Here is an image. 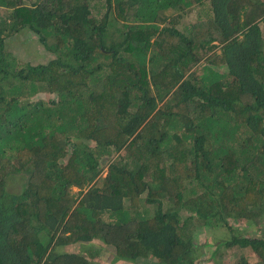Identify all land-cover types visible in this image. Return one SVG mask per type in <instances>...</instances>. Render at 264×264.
<instances>
[{"label":"trees","instance_id":"1","mask_svg":"<svg viewBox=\"0 0 264 264\" xmlns=\"http://www.w3.org/2000/svg\"><path fill=\"white\" fill-rule=\"evenodd\" d=\"M112 4L0 0V264H102L60 249L95 238L107 264H264L230 223L264 213V0ZM23 30L55 58L9 51Z\"/></svg>","mask_w":264,"mask_h":264},{"label":"rangeland","instance_id":"2","mask_svg":"<svg viewBox=\"0 0 264 264\" xmlns=\"http://www.w3.org/2000/svg\"><path fill=\"white\" fill-rule=\"evenodd\" d=\"M104 1L105 0H90V5L92 6V10L93 12H97L99 8H104ZM208 1V0H206ZM110 2H112L113 7L115 6V3L117 2V0H110ZM106 10V9H105ZM172 10H170L171 13ZM197 10L194 11L193 13H190L186 16H184L181 21L182 22H186L191 20L192 18H197ZM171 14H175L177 15L178 12H173ZM102 14H100L101 16ZM261 25L264 26V22H261ZM34 33L30 30H23L17 34H14L12 36L7 37V45H8V50L13 52L15 54V56H17L20 60L25 61V62H31L34 64L37 63H47L48 61L52 60L53 58H55V54L53 53H48L42 46L41 42L39 41L37 35H33ZM226 70V69H223ZM43 96L45 98L47 97H51L53 96V94H43ZM119 155L118 153H112L110 155V159L115 160ZM107 167L108 164H103L102 165V170L101 173L99 175V177H97L95 180H101L105 177V175L107 174ZM15 183H12L11 185H14ZM72 191L74 192H78L79 189L74 187L72 188ZM258 223L256 227H249L247 228V225L245 222H248V220H243L239 222V225L237 224V220L235 219H230V223H232L233 228L235 230L237 229H241V231L245 230L246 235L248 236H252V237H257V238H264V213H262V215L258 218ZM200 236H203V238H205L206 236H210L213 235L215 236L216 239L221 240V239H226L229 236V233L227 232V230L225 228H218L215 229L213 231H207V230H199V232L197 233V235L195 236V238L200 241L202 240V238H199ZM65 248V250L67 251H76L79 252L81 250L80 244L75 243L73 245H69V246H65V247H61L60 249L63 251ZM93 249H90V253L94 254L97 253V255L95 257H92V260H95L97 262H101L102 264H107V261L105 260V255L106 252L111 251L112 248H107L104 247L102 245L101 242H97L94 243L92 245ZM213 251V248H206V254L210 255L211 252ZM87 252V251H85ZM89 253V252H88ZM242 251L240 249V246L235 245L229 248L226 247H219L218 249H216V256L215 259L212 260V262H214V264H240V260H238V258L240 257ZM92 254L88 255V258H90L92 256ZM100 254H102V256H99ZM244 260H247L249 263H252L253 259L251 255H249V257H245ZM140 262L142 264H154L153 262L148 260H140ZM236 262V263H235ZM114 264H134L132 262H124V261H118Z\"/></svg>","mask_w":264,"mask_h":264},{"label":"clouds","instance_id":"3","mask_svg":"<svg viewBox=\"0 0 264 264\" xmlns=\"http://www.w3.org/2000/svg\"><path fill=\"white\" fill-rule=\"evenodd\" d=\"M216 69H218L220 72H222V73H226V72H228V70H227V68L224 66V67H220V68H216ZM223 69H226V70H223ZM107 169H108V167H107ZM106 176V175H105ZM95 182H96V180H95ZM94 182V183H95ZM12 183H14V180L12 179V178H8V185L10 186ZM93 185V183L90 185V187ZM77 188V187H76ZM79 189V188H78ZM88 189V188H87ZM79 191H81L80 189H79ZM78 191V192H79ZM83 192H85V190L83 191ZM73 193H77V192H74L73 191ZM81 197H82V195L80 196V197H77V199H81ZM106 217H107V215H106ZM204 227V226H203ZM203 227H201V229H203V230H207V231H213V230H215V229H207V228H203ZM201 229H199V230H201ZM199 230L195 233V236L197 235V233L199 232ZM199 237H200V235H199ZM197 240V239H196ZM97 242H101L102 243V245L104 246V247H107L108 248V245H106V244H104L101 240H98V238H95V239H93V240H91V241H78V242H75V243H78V244H80V247H81V250L82 251H87V252H89L90 253V249H93L92 248V245L94 244V243H97ZM75 243H73V244H75ZM73 244H69V245H73ZM69 245H67V246H69ZM66 246V247H67ZM80 250V251H81ZM63 251H67V250H65V248H64V250Z\"/></svg>","mask_w":264,"mask_h":264}]
</instances>
